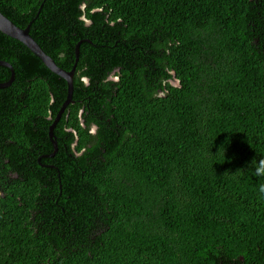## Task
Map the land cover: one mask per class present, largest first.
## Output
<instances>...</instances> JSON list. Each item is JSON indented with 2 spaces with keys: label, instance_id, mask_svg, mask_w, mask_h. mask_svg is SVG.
<instances>
[{
  "label": "trees",
  "instance_id": "trees-1",
  "mask_svg": "<svg viewBox=\"0 0 264 264\" xmlns=\"http://www.w3.org/2000/svg\"><path fill=\"white\" fill-rule=\"evenodd\" d=\"M0 12L66 71L81 43L50 157L68 82L0 31L15 70L0 150L12 140L22 159L1 167L0 264H264L247 170L264 157V0H0ZM11 76L0 66V83Z\"/></svg>",
  "mask_w": 264,
  "mask_h": 264
},
{
  "label": "water",
  "instance_id": "water-1",
  "mask_svg": "<svg viewBox=\"0 0 264 264\" xmlns=\"http://www.w3.org/2000/svg\"><path fill=\"white\" fill-rule=\"evenodd\" d=\"M30 26L22 29L15 25L8 17H6L3 13L0 12V31L4 34L13 37L23 44H25L36 56H38L45 65L54 73L64 78L68 82V96L64 104L62 105L61 110L57 114L55 120L51 124L49 128V137L55 148V151L50 155V157H54L56 152L58 151V142L55 139L54 129L58 122L60 121L63 113L66 111V108L70 103L73 102V92H74V75L76 72V67L79 61L80 55V42L76 46V63L71 71H66L60 68L55 60L47 55L44 50L40 47V45L34 40V38L30 35ZM0 66H5L11 69L12 76L8 82L0 83V88L8 87L15 80V70L11 66L10 63L5 61H0Z\"/></svg>",
  "mask_w": 264,
  "mask_h": 264
},
{
  "label": "flooded vegetation",
  "instance_id": "flooded-vegetation-1",
  "mask_svg": "<svg viewBox=\"0 0 264 264\" xmlns=\"http://www.w3.org/2000/svg\"><path fill=\"white\" fill-rule=\"evenodd\" d=\"M15 118V116H13V119ZM50 118V117H49ZM14 121L12 120V123L7 126V125H2V127H5L6 129L9 128V131H12L15 127ZM51 141V140H50ZM2 142H7V141H2ZM0 142V149L2 147H5L4 144ZM17 145L14 141H10L9 144H8V150L6 149H3V151L0 150V183L1 184H4L5 183V180H3V174H2V170L1 167H2V163H5V165H3V168H8L10 165H12L11 163H18V161H21L22 159L18 158L17 155L15 154V150H16ZM9 150H11L10 152V155H8L9 153ZM45 157V156H44ZM47 157V156H46ZM41 160V158H39V161ZM20 164V163H18ZM7 171V170H6ZM7 176L8 177H11V178H14L16 177V173L15 172H12V171H8V173L6 172ZM0 184V195L2 196L1 198H5V194H4V188H2L3 186Z\"/></svg>",
  "mask_w": 264,
  "mask_h": 264
},
{
  "label": "clouds",
  "instance_id": "clouds-1",
  "mask_svg": "<svg viewBox=\"0 0 264 264\" xmlns=\"http://www.w3.org/2000/svg\"><path fill=\"white\" fill-rule=\"evenodd\" d=\"M249 169L256 177L260 178L261 182L257 184V191L260 197L264 198V157L253 158L247 165V170Z\"/></svg>",
  "mask_w": 264,
  "mask_h": 264
}]
</instances>
